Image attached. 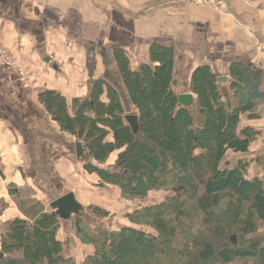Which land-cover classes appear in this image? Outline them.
Wrapping results in <instances>:
<instances>
[{"label": "trees", "instance_id": "16d2710c", "mask_svg": "<svg viewBox=\"0 0 264 264\" xmlns=\"http://www.w3.org/2000/svg\"><path fill=\"white\" fill-rule=\"evenodd\" d=\"M113 55L137 110L136 131L124 119L117 90L102 78L92 83L88 97L68 101L60 92L43 90L38 100L60 131L81 143L85 173L117 187L129 200L151 191L164 196L134 208L127 215L130 224L115 230L91 227L85 214L70 216L77 239L92 247L82 264H264V239L237 244L226 236L255 233L256 220L264 222V180L246 179L245 164H224L228 153H247L257 135L239 126L244 114L258 118L262 72L232 63L225 90L227 78L218 82L209 65L197 66L190 78L195 99L184 107L173 90V48L153 43L149 62L137 70L121 47L113 46ZM115 151L118 171L94 165L105 164ZM32 193L10 190L24 219L0 226V264L73 263L56 237L60 218Z\"/></svg>", "mask_w": 264, "mask_h": 264}, {"label": "crops", "instance_id": "0c3cea01", "mask_svg": "<svg viewBox=\"0 0 264 264\" xmlns=\"http://www.w3.org/2000/svg\"><path fill=\"white\" fill-rule=\"evenodd\" d=\"M153 43L175 52L177 96L195 99L190 78L201 65L226 77L221 88L227 90L235 62L262 72L264 93V0H0V46L22 61L27 79L26 86L16 83L0 63V226L24 219L10 190H32L46 210L66 193L76 201L94 196L86 193L84 179L92 175L83 170L86 158L76 156V139L60 131L38 93L57 91L70 101L86 97L102 78L126 96L113 46L126 51L137 70L149 62ZM257 113L256 119L241 117L239 130L257 133L248 152L224 160L228 168L245 164L248 180L264 177V102ZM59 225L57 240L73 264H82L92 247L77 239L71 219Z\"/></svg>", "mask_w": 264, "mask_h": 264}, {"label": "rangeland", "instance_id": "374dc122", "mask_svg": "<svg viewBox=\"0 0 264 264\" xmlns=\"http://www.w3.org/2000/svg\"><path fill=\"white\" fill-rule=\"evenodd\" d=\"M117 94L119 101L124 109V112H126L127 115H131V113L137 114V110L131 104L127 93L125 96L117 91ZM88 95L86 97H88ZM159 133L160 132H158V134ZM117 154H118L117 151L113 152L109 156V159L106 161V163L103 165H99L95 163L94 165L95 166L97 165V167L108 171H112V170L118 171V169L116 168V161H115ZM86 160L87 159H85V161ZM90 175H92L91 178L85 177L84 179L85 183L89 186V190H86V193L91 192L94 194V196H92L93 198H91L90 201H87V199L84 197L78 196L77 201L80 207V211H79L80 215H82L83 217V215L85 214L83 219L86 221V223L89 224L91 227L95 226V228L97 229L106 228L110 230H115L118 229L121 225H129L130 223L127 219V215H129L134 208L139 207L142 204L145 205L149 203L150 204L157 203L158 201L162 200L163 199L162 197L164 196V193L161 191H151L147 194L146 198H135L134 200H129L128 198L121 196V193L117 187L108 184L103 185L100 178H98L95 174H90ZM261 180H264V177ZM219 203H220V208L224 209L226 205V199L225 198L221 199ZM256 221H257V230L255 233L242 236L239 232H233V233L230 232L231 234L227 232L226 236L229 243H231L230 242L231 238H234L235 243L237 244H242L244 243L245 240L250 238L264 239V222L258 220ZM33 228L37 230L36 227ZM232 229H234V226ZM64 255L65 257L69 256V254L66 251H64ZM230 264H239V263L233 260Z\"/></svg>", "mask_w": 264, "mask_h": 264}, {"label": "water", "instance_id": "95a60500", "mask_svg": "<svg viewBox=\"0 0 264 264\" xmlns=\"http://www.w3.org/2000/svg\"><path fill=\"white\" fill-rule=\"evenodd\" d=\"M226 77H219L218 82L225 81ZM177 100L179 105L184 107H190L193 104V98L191 94H179L177 96ZM125 121L128 124V126L133 130H137V116L135 115H127L125 116ZM75 153L78 158L86 156L84 155V151L82 148L81 143L75 144ZM60 219H70V216L78 215L80 214V207L77 201L75 200V196L73 193H66L55 200H53L49 205ZM233 243H235L234 238H232ZM2 253L0 254V257H2Z\"/></svg>", "mask_w": 264, "mask_h": 264}, {"label": "built area", "instance_id": "2783aa9c", "mask_svg": "<svg viewBox=\"0 0 264 264\" xmlns=\"http://www.w3.org/2000/svg\"><path fill=\"white\" fill-rule=\"evenodd\" d=\"M0 63L13 71L16 83H24L26 86V70L22 61L15 58L8 49L2 46H0Z\"/></svg>", "mask_w": 264, "mask_h": 264}]
</instances>
